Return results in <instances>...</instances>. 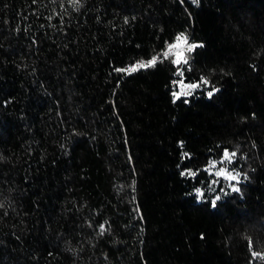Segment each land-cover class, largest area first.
<instances>
[{
  "label": "trees",
  "instance_id": "16d2710c",
  "mask_svg": "<svg viewBox=\"0 0 264 264\" xmlns=\"http://www.w3.org/2000/svg\"><path fill=\"white\" fill-rule=\"evenodd\" d=\"M0 264H264V0H0Z\"/></svg>",
  "mask_w": 264,
  "mask_h": 264
},
{
  "label": "snow or ice",
  "instance_id": "6c2138e0",
  "mask_svg": "<svg viewBox=\"0 0 264 264\" xmlns=\"http://www.w3.org/2000/svg\"><path fill=\"white\" fill-rule=\"evenodd\" d=\"M79 0H73V3H78ZM181 45H185L186 48H181ZM200 45H197L195 43L192 44H188L187 43V37H183V35L181 37H177V42L174 44H170L168 46V51H166L164 53V57L167 58L169 55L174 54L175 55V60L173 61V63L179 65L182 62L184 64H187L188 61L187 59L184 57V51H187L188 53L193 52L197 47H199ZM180 49L179 51H174ZM158 60V57H153L152 59H150L147 62H140L136 65L130 66L127 69H116L117 72H127V73H133L138 71L139 69H143V68H149L152 67L156 64ZM181 75L183 73H180ZM181 85L180 91L179 92H174L173 96L175 99H180L181 96H189L192 94V90L200 87V84H196V83H192V84H187L185 85L183 83V81H179L178 82ZM202 83L204 85H207L209 82L207 80H202ZM213 91H218V89H213ZM213 91H209L208 92V96L211 97L213 95ZM186 102V101H185ZM224 159L227 160L228 162H231L232 158L235 156V153L229 154L227 150L224 151L223 153ZM214 166V165H213ZM192 175H195V173H192ZM215 175L217 177H224L225 179L229 180V181H237L239 178V174H235L233 175L232 173L228 172L226 169L221 168L220 170H218ZM212 183H216V181H212ZM199 196H203L204 192L197 188L195 190ZM232 191H239V188L237 187H232ZM220 197L217 196L215 200H212V206L215 207L216 206V201L219 200ZM101 231H103V225L101 226ZM253 255L255 256L256 254L253 253Z\"/></svg>",
  "mask_w": 264,
  "mask_h": 264
},
{
  "label": "rangeland",
  "instance_id": "374dc122",
  "mask_svg": "<svg viewBox=\"0 0 264 264\" xmlns=\"http://www.w3.org/2000/svg\"><path fill=\"white\" fill-rule=\"evenodd\" d=\"M181 36H182V35H181ZM181 36H180V37H181ZM183 37H187V43H188V44H192V43L190 42L188 36L183 35ZM176 42H177V40H176L174 43H176ZM174 43H172V44H174ZM181 48H186V46H185V45H181ZM179 50H180V49H177V50H174V51H179ZM167 51H168V49H167ZM172 55H174V54H172ZM187 55H188V52H187V51H184V57H185V58L187 57ZM174 57H175V55H174ZM175 58H176V57H175ZM148 61H149V60H148ZM140 62H147V61H144V60H142V61H138V62L133 63V64L130 65V66L136 65V64H138V63H140ZM183 83H184L185 85H187V84H192V83H188V82H185V81H183ZM180 88H181V85L179 84V91H180ZM221 168L226 169L228 172L232 173L233 175L236 174L235 172L230 171V170H228V169L225 168V167H218V168H217V171L220 170Z\"/></svg>",
  "mask_w": 264,
  "mask_h": 264
}]
</instances>
